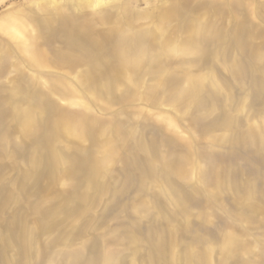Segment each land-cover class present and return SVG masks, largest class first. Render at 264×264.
<instances>
[{"label":"rangeland","instance_id":"374dc122","mask_svg":"<svg viewBox=\"0 0 264 264\" xmlns=\"http://www.w3.org/2000/svg\"><path fill=\"white\" fill-rule=\"evenodd\" d=\"M0 264H264V0H0Z\"/></svg>","mask_w":264,"mask_h":264}]
</instances>
